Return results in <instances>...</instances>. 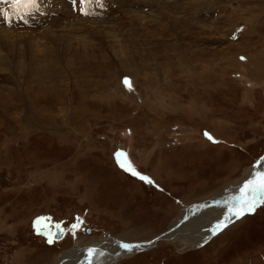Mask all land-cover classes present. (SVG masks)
Segmentation results:
<instances>
[{
	"label": "rangeland",
	"instance_id": "obj_1",
	"mask_svg": "<svg viewBox=\"0 0 264 264\" xmlns=\"http://www.w3.org/2000/svg\"><path fill=\"white\" fill-rule=\"evenodd\" d=\"M93 1L0 17V264L162 239L182 209L264 172L251 169L264 157V0ZM44 215L66 231L51 245L33 224ZM229 219L197 246L162 239L116 264H252L264 202Z\"/></svg>",
	"mask_w": 264,
	"mask_h": 264
},
{
	"label": "bare ground",
	"instance_id": "obj_2",
	"mask_svg": "<svg viewBox=\"0 0 264 264\" xmlns=\"http://www.w3.org/2000/svg\"><path fill=\"white\" fill-rule=\"evenodd\" d=\"M36 45V44H35ZM242 66V65H241ZM224 70V69H223ZM38 72V71H37ZM38 81V80H37ZM31 91V90H30ZM41 91V90H40ZM43 92V91H42ZM28 94V93H27ZM45 94V93H44ZM30 95V94H28ZM35 95V94H34ZM43 96V95H42ZM31 97V96H30ZM29 97V98H30ZM38 97V96H37ZM32 98V97H31ZM34 99V98H33ZM40 99V98H39ZM36 101V100H34ZM30 102V100L28 101V103ZM37 102V101H36ZM35 103V102H34ZM30 104V103H29ZM28 104V105H29ZM45 104V103H44ZM32 105V104H31ZM33 106V105H32ZM30 107V106H29ZM42 107V106H41ZM34 108V107H33ZM32 109V107H31ZM35 109V108H34ZM8 111V110H7ZM32 112V111H31ZM40 112V111H39ZM27 117V116H26ZM39 117V116H38ZM19 118V116H18ZM33 118V117H32ZM21 119V118H20ZM22 120V119H21ZM44 120V119H43ZM40 122V121H39ZM22 123V122H21ZM37 123V122H36ZM25 125V124H23ZM26 126V125H25ZM1 133V132H0ZM190 139V138H189ZM259 160V159H258ZM263 161V165H264V157L261 158L259 161H257V163H255V165L251 168V169H255L257 167V165L259 164L260 161ZM250 174V171H249ZM249 178V175H247V177L244 179L242 178L241 183L244 182ZM244 179V181H243ZM238 181V182H239ZM244 183H242V185H236L235 187H232L230 189V191L233 193H236L238 190H240L241 186L244 185ZM238 186H240L238 188ZM205 190V189H203ZM224 197H226V195H224ZM223 198L218 197L217 199L213 198L209 201H206L202 204H198L195 205L193 207H190L189 209H182L179 212V215L177 218H175L173 221H171L170 225L168 226L167 230L164 233V235H162V239L163 241L166 243H172L174 244V246L176 248H179L178 250H185L188 249L189 247L191 248V246L196 245V244H200L201 241H203V236L207 235V234H211L213 233V231L215 229H217V225L218 224H224L225 223V217L229 216L230 217V213L228 214V210L226 212V208L223 205ZM222 201V202H221ZM221 205V206H220ZM199 208V209H197ZM216 209H218V213L217 215H215L216 213ZM229 209V208H228ZM185 210V211H183ZM222 210H224L222 216L223 218L218 217V215H220L222 213ZM194 212V214H192ZM204 212V213H203ZM199 213H201L200 215H198ZM171 214V213H170ZM191 214V215H190ZM200 216V217H199ZM196 218V219H195ZM215 218V219H214ZM234 219V218H232ZM219 220V221H218ZM222 220V221H221ZM230 220V219H229ZM231 222V220H230ZM186 225V226H185ZM191 225L192 228H190L189 226ZM167 227V226H166ZM194 230V231H191ZM181 231H185L182 233V235H184V237L182 238L180 236ZM221 236V235H220ZM162 239L158 238L155 241L153 240L152 242H149L157 245L159 241H162ZM162 241V242H163ZM215 241V240H214ZM218 241V240H217ZM217 241L215 242V244H213L211 247L215 246ZM157 243V244H156ZM160 243V242H159ZM112 244V243H110ZM108 244V245H110ZM117 244V243H116ZM147 243H142L140 245V248L138 250H140L143 246H146ZM104 245H102L103 247ZM117 246V245H116ZM150 246V245H149ZM164 246V245H163ZM162 246V243L160 245H157L156 249H160ZM197 246V245H196ZM210 247V248H211ZM87 249L92 248V247H86ZM214 248V247H213ZM99 251L100 255L96 256V258H92L91 260V264H116L120 259H123L125 257H129L131 254L123 249H121L119 246L114 247V245L112 244L110 247H106L107 250H103L100 248H94ZM86 250V249H85ZM111 251V252H110ZM136 250H134L132 253H134ZM214 251V249H213ZM68 253H72V251L68 252ZM67 253V254H68ZM88 253V251L86 252ZM104 253H107L106 255H104ZM263 254V255H262ZM260 254L259 256H255V259L253 260L254 262H252V264H264V253ZM213 255H216V252H213ZM77 256L76 252H73V254L71 256H64L61 258V260L59 259V264H89V258L88 255L86 258H79L74 260ZM130 258V257H129ZM68 259V260H67ZM72 261V262H70Z\"/></svg>",
	"mask_w": 264,
	"mask_h": 264
},
{
	"label": "snow or ice",
	"instance_id": "obj_3",
	"mask_svg": "<svg viewBox=\"0 0 264 264\" xmlns=\"http://www.w3.org/2000/svg\"><path fill=\"white\" fill-rule=\"evenodd\" d=\"M0 2L10 3L13 6L12 8L13 11H16L22 6L27 7L35 4V0H0ZM81 2L89 3L90 0H81ZM83 14H87V13H83ZM0 16H3L5 19H7L6 13H4L2 10H0ZM241 59L243 60L244 58L241 57ZM124 84L126 88H128V90L131 91L130 81L127 78L124 80ZM205 135L209 140L213 139L207 133ZM115 155H116L117 163L122 170L144 181L145 183L148 184L152 183V181L148 177L141 175L132 167L131 163L127 161V158L124 153L118 152ZM260 202H264V172L254 173L253 178L244 183L243 187L240 188L239 195L233 198V203L229 206V212L231 216H234L236 219H240L244 214L251 213L252 211H254L257 204ZM47 219L48 218H38L37 221L34 222V227L40 225L41 227H36L37 233L40 234V232L43 231V234L47 237V242L49 244H52L56 237L63 235L64 229L62 228L61 224H55V225L43 224V221ZM228 219L229 216H226L225 220ZM82 223L83 221L80 220V218H77V222L73 223L70 226L73 234H75V232L79 229ZM225 226L226 225L224 224H218L216 227L217 229H220L221 227H225ZM52 228H55L56 232H52L51 231ZM119 247L127 252H133L134 250H138L140 248V245L121 243ZM87 254L89 258V264H91V259L94 258V256L97 254V250L89 248Z\"/></svg>",
	"mask_w": 264,
	"mask_h": 264
},
{
	"label": "flooded vegetation",
	"instance_id": "obj_4",
	"mask_svg": "<svg viewBox=\"0 0 264 264\" xmlns=\"http://www.w3.org/2000/svg\"><path fill=\"white\" fill-rule=\"evenodd\" d=\"M121 243H119L118 242V244H117V246H119ZM104 250V249H103ZM102 250V251H103ZM101 251V250H100ZM97 252H99V251H97ZM129 253H132V252H129ZM86 254V253H85ZM87 256H85V255H82V257H77V258H75L74 260H76V259H79V258H86ZM72 262V261H71Z\"/></svg>",
	"mask_w": 264,
	"mask_h": 264
},
{
	"label": "crops",
	"instance_id": "obj_5",
	"mask_svg": "<svg viewBox=\"0 0 264 264\" xmlns=\"http://www.w3.org/2000/svg\"><path fill=\"white\" fill-rule=\"evenodd\" d=\"M208 135H210L209 133H207ZM207 141V140H206Z\"/></svg>",
	"mask_w": 264,
	"mask_h": 264
},
{
	"label": "water",
	"instance_id": "obj_6",
	"mask_svg": "<svg viewBox=\"0 0 264 264\" xmlns=\"http://www.w3.org/2000/svg\"><path fill=\"white\" fill-rule=\"evenodd\" d=\"M149 243H147V245H148Z\"/></svg>",
	"mask_w": 264,
	"mask_h": 264
}]
</instances>
